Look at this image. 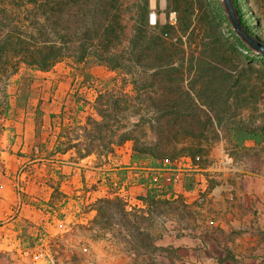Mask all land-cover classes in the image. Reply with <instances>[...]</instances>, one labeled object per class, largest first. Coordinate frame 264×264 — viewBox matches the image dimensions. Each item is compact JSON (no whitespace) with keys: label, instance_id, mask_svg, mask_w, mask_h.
Returning a JSON list of instances; mask_svg holds the SVG:
<instances>
[{"label":"rangeland","instance_id":"1","mask_svg":"<svg viewBox=\"0 0 264 264\" xmlns=\"http://www.w3.org/2000/svg\"><path fill=\"white\" fill-rule=\"evenodd\" d=\"M35 1L36 5L45 2L0 0V43L9 32L16 37L26 36V30L34 32L30 24L36 18ZM145 4L147 11L142 10ZM229 4L249 25L257 21L264 31V0H229ZM121 5L129 38L142 19L152 31L173 27L168 38L180 44L173 49L178 52L175 60L184 80L180 89L166 92L176 99L189 95L202 111L196 115L210 116L216 135L199 141L206 152L196 157L184 155L170 164L152 157L131 159L135 169L118 172L117 184L109 185L108 196L119 195L128 210H144L132 219L130 232L116 220L94 222L93 204L103 197L93 203L73 198L74 203L58 189L42 206L45 219L41 221L39 214L31 213L33 203L26 199L25 181H16V217L22 216L12 222L6 213L0 214V264H177L171 250L158 246V241L176 231L197 230L221 238L215 264H264V137L260 135L264 132V55L251 50L233 30L225 0H121ZM180 18L189 21L186 32L179 27ZM258 37L264 42V36ZM20 57L0 56V175L5 172L2 151L27 154L10 148L16 136L13 122L19 121L17 109L34 110L32 104L38 98L34 82L46 72L21 63ZM58 65L74 80L68 106L79 111L88 100L95 101L97 86L119 77L94 65L89 69L94 83L84 84L81 65L70 60ZM185 111L191 113L189 108ZM41 112L37 106L38 133L44 130ZM142 134L147 143L154 142L148 124ZM38 147L48 158L47 144L38 143ZM133 147V142H126L114 155L94 156L98 166H104L120 158L128 160ZM23 171L30 172L28 168ZM134 184L140 188L134 189ZM152 192L155 201H151ZM142 229L144 237L139 233ZM39 249L47 257L34 262L30 255Z\"/></svg>","mask_w":264,"mask_h":264},{"label":"trees","instance_id":"2","mask_svg":"<svg viewBox=\"0 0 264 264\" xmlns=\"http://www.w3.org/2000/svg\"><path fill=\"white\" fill-rule=\"evenodd\" d=\"M33 4L36 18L30 26L34 32L26 30L24 37L6 34L0 43V56H21V63L46 72L60 61L70 60L82 66L84 84L94 83L96 78L89 71L94 65L119 73L118 78L97 86L94 114L84 124L63 128L57 152L75 151L78 158L109 157L126 142H133L132 160L152 157L169 164L184 155L196 157L206 152L199 141L216 135L212 119L204 112L201 117L196 115L201 110L189 95L176 99L166 92L180 89L184 80L175 60L178 52L173 49H179L180 44L168 38L172 26L163 27L165 32L152 31L148 21L142 19L129 38L128 26L121 17V0H45ZM147 9L145 4L142 10ZM239 17L250 35L261 34L257 21L251 28L241 14ZM179 27L186 32L189 21L180 18ZM188 108L189 115L185 111ZM146 124L154 142L147 143L141 137ZM260 135L264 137V132ZM153 193H149L151 201H155ZM93 208L97 211L94 222L116 220L128 232L134 227L132 219L144 214L141 208L128 210L119 195L100 198ZM139 233L146 236L143 229Z\"/></svg>","mask_w":264,"mask_h":264},{"label":"crops","instance_id":"3","mask_svg":"<svg viewBox=\"0 0 264 264\" xmlns=\"http://www.w3.org/2000/svg\"><path fill=\"white\" fill-rule=\"evenodd\" d=\"M54 69L56 70L52 72L40 71L44 76L34 82L35 87L38 88V98L36 103L32 104L35 106L34 110L33 108L17 109L20 117H17L19 121L13 122V127L16 129L13 130V134L16 136L10 148L13 151L18 149L27 154L20 156L8 151L1 153L5 172L0 175V214L6 213L8 221H17L22 216L21 214L16 217L19 212L15 206L18 200L16 181H25L26 199L33 203L34 210L32 209L31 213L39 214L40 220L44 221L42 206L51 200L56 189L71 202L76 203L72 200L75 198L85 200L86 203H93L100 197L108 196L109 185L117 184L120 170L135 169L131 156L128 160L127 157L124 160L120 158V161L116 163L108 162L104 166H98L94 155L78 158L75 151L67 153L56 151L61 126L84 124L86 118L94 114V101L88 100L89 103L80 111L74 106L69 108L70 92L74 86V80L70 77L69 71L59 65H56ZM37 106L42 111L44 120V130L41 133L37 131L35 113ZM57 123L59 126H56ZM38 143L47 144L50 149L48 158H44L45 155L41 154ZM122 165L125 168H122ZM26 168L30 170L29 173H24L23 170ZM133 187L134 189L140 188L135 184ZM70 205V203L65 204L64 208L67 209ZM34 215L32 217L36 218ZM24 217L30 218L28 215ZM182 232L179 234V231H176L163 236L157 245L170 249L177 258V264H215L218 258H215L216 249L223 244L219 236L214 237L200 230L190 234Z\"/></svg>","mask_w":264,"mask_h":264},{"label":"water","instance_id":"4","mask_svg":"<svg viewBox=\"0 0 264 264\" xmlns=\"http://www.w3.org/2000/svg\"><path fill=\"white\" fill-rule=\"evenodd\" d=\"M225 4L228 10V17L231 22L233 30L242 41L253 51L264 55V42L260 41L258 36L250 35L239 17L238 13L230 6L229 0H225Z\"/></svg>","mask_w":264,"mask_h":264},{"label":"built area","instance_id":"5","mask_svg":"<svg viewBox=\"0 0 264 264\" xmlns=\"http://www.w3.org/2000/svg\"><path fill=\"white\" fill-rule=\"evenodd\" d=\"M25 255H28V253L26 252ZM30 256L34 262H40L42 260H45L47 257L46 252L43 249L37 250L36 252L32 253Z\"/></svg>","mask_w":264,"mask_h":264},{"label":"bare ground","instance_id":"6","mask_svg":"<svg viewBox=\"0 0 264 264\" xmlns=\"http://www.w3.org/2000/svg\"><path fill=\"white\" fill-rule=\"evenodd\" d=\"M253 27L252 28H255L254 25H252ZM259 27V26H258ZM263 28L259 27V30L261 32V35L264 36V31L262 30Z\"/></svg>","mask_w":264,"mask_h":264}]
</instances>
